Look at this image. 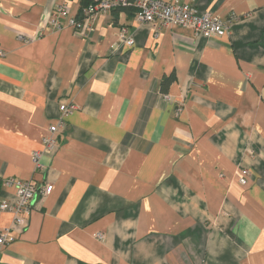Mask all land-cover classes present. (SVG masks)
I'll list each match as a JSON object with an SVG mask.
<instances>
[{
    "label": "crops",
    "instance_id": "1",
    "mask_svg": "<svg viewBox=\"0 0 264 264\" xmlns=\"http://www.w3.org/2000/svg\"><path fill=\"white\" fill-rule=\"evenodd\" d=\"M162 1L239 21L207 40L111 11L82 36L43 18L83 0H0V201L52 186L21 227L0 213V264H264V0Z\"/></svg>",
    "mask_w": 264,
    "mask_h": 264
},
{
    "label": "built area",
    "instance_id": "2",
    "mask_svg": "<svg viewBox=\"0 0 264 264\" xmlns=\"http://www.w3.org/2000/svg\"><path fill=\"white\" fill-rule=\"evenodd\" d=\"M94 4L83 11V18L77 21L71 17L64 7L60 5L50 16H44V22L50 25L54 30H60L65 25L80 35L84 36L90 30L93 21L102 15H107L112 10L119 7L131 6L135 9L134 20L138 24H146L158 30L159 28H183L192 32L195 38L220 39L227 36L231 26L238 22L239 19L232 15L227 20L209 13L200 14L189 3L175 1L165 3L162 0H134L132 3L127 0H93ZM21 40V38H20ZM118 40L124 45L131 47L133 39L128 36L123 28L118 34ZM74 109V106L68 103L59 105L60 122L63 117L67 116ZM56 126H51L48 135L43 139L42 150L34 151L31 160L34 166V172H41L43 166L40 163L42 155L46 152H52L57 147ZM238 183L246 184L247 170L240 172ZM6 185L14 186L15 192L13 200L0 201V213H10L13 217V225L21 227L25 218L29 215L32 203L36 198L41 200L48 197L52 191L51 184L36 185L32 181L10 180ZM11 228H4L0 231V247L10 244L14 241ZM99 240L101 235H97Z\"/></svg>",
    "mask_w": 264,
    "mask_h": 264
},
{
    "label": "trees",
    "instance_id": "3",
    "mask_svg": "<svg viewBox=\"0 0 264 264\" xmlns=\"http://www.w3.org/2000/svg\"><path fill=\"white\" fill-rule=\"evenodd\" d=\"M127 1L132 3L134 0H127ZM92 4H94L93 0H83V5H82V7L80 9V13H79V15L77 17H75V19L77 21H80L83 18V11L85 9H87L89 6H91ZM129 10H134V12H135V9L133 7H131V6L119 7V8H116V9L112 10V11L128 12ZM170 81H172V77H169V78L165 79L163 81V83H162V86L163 87L166 86Z\"/></svg>",
    "mask_w": 264,
    "mask_h": 264
}]
</instances>
